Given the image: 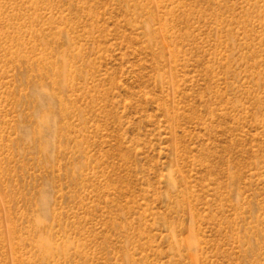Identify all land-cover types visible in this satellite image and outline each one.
I'll use <instances>...</instances> for the list:
<instances>
[{
  "label": "rangeland",
  "instance_id": "rangeland-1",
  "mask_svg": "<svg viewBox=\"0 0 264 264\" xmlns=\"http://www.w3.org/2000/svg\"><path fill=\"white\" fill-rule=\"evenodd\" d=\"M0 264H264V0H0Z\"/></svg>",
  "mask_w": 264,
  "mask_h": 264
}]
</instances>
